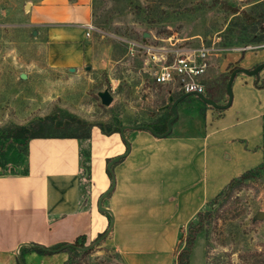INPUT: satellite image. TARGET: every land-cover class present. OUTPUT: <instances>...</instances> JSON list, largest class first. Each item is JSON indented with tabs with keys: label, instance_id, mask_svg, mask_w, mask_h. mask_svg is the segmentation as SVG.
I'll use <instances>...</instances> for the list:
<instances>
[{
	"label": "crops",
	"instance_id": "obj_1",
	"mask_svg": "<svg viewBox=\"0 0 264 264\" xmlns=\"http://www.w3.org/2000/svg\"><path fill=\"white\" fill-rule=\"evenodd\" d=\"M6 13L0 2V22ZM26 18L28 25L45 28L50 67L74 70L92 62L90 36L86 37L91 26L89 0L31 1ZM263 62L264 46L225 52L211 58L201 82ZM149 69L143 56L142 71L160 90L156 111L164 120L183 93L176 82L155 84ZM263 81L264 69L258 84ZM189 97L177 105V120L181 105L194 101L203 106L195 96ZM176 121L162 139L147 131L126 133L129 153L113 166L115 187L102 202L108 212L98 210V201L112 181L106 161L126 151L119 133L106 135L93 126L86 139H28L24 156L0 173V264H67L68 252L43 255L33 246L48 249L79 237L89 244L110 224L107 243L125 264H174L180 230L231 179L264 163V86L238 74L230 107H204L199 131L179 132Z\"/></svg>",
	"mask_w": 264,
	"mask_h": 264
},
{
	"label": "rangeland",
	"instance_id": "obj_2",
	"mask_svg": "<svg viewBox=\"0 0 264 264\" xmlns=\"http://www.w3.org/2000/svg\"><path fill=\"white\" fill-rule=\"evenodd\" d=\"M31 1L40 0H0L7 12L0 22V173L24 156L28 139L78 134L58 128L65 119L101 130L158 120L160 90L145 79L136 46L169 38L193 47L213 44L223 50L218 55L264 46V0H89L93 60L70 72L48 65L45 28L27 23ZM105 90L112 96L108 107L98 98ZM203 111L194 101L181 105L175 128L199 131ZM259 213L264 216V163L197 235L189 264H205L207 252L220 264H264ZM111 248L105 239L86 256L67 251V264H120Z\"/></svg>",
	"mask_w": 264,
	"mask_h": 264
},
{
	"label": "trees",
	"instance_id": "obj_3",
	"mask_svg": "<svg viewBox=\"0 0 264 264\" xmlns=\"http://www.w3.org/2000/svg\"><path fill=\"white\" fill-rule=\"evenodd\" d=\"M231 13L235 14L236 10H232ZM234 69L236 68L230 69L225 74H220L217 78L213 80H209V81L204 80L203 84L205 86L206 98L220 105L226 102L227 100L225 96L226 83H227V80L229 78L231 71ZM255 84L258 85L259 87H262L261 84L260 85L258 84V80L256 79H255ZM196 100L198 99L196 98ZM188 101H190V97H186L182 100V102H188ZM203 106L206 109H212L206 106L205 104H203ZM170 116L171 114L168 111L166 118L164 120L158 119L152 123L145 124V126L149 127L156 134H162L166 131V122L168 118H170ZM91 127H92L91 125L84 123L76 118L65 119L58 128L59 129L73 128V130H75L78 134L68 133V134L61 135V136H36L33 138H59V137L62 138L64 137V138L86 139L89 137ZM119 128L120 127H112L110 130H106L105 128L102 127V131L104 134L108 135L110 133H119ZM128 132H133V131H125L124 135L126 136V133ZM109 161L110 159L106 161V164ZM262 169H263V164L259 167L246 171L245 173H243L242 175L236 178L231 179L229 183L225 186V188L211 202H209L205 206L207 208L208 207L211 208V210L207 212H204V211L198 212L196 216L193 218V220L189 222L186 230L184 229L180 230V235H179L177 244L173 252L174 264H189L190 255H191L197 235L200 234L203 231L205 225L209 221H211L217 209H219L224 204V202L230 200L235 193L240 191L244 183L249 182L252 179H255ZM107 174L112 180L113 174H110L108 172ZM103 234L104 233L99 234L92 242L89 243L88 246H85V243H86L85 238L79 237L72 244H70L72 248L66 249L63 251H66V252L71 251L77 254L78 252L76 248L86 249L85 251H82V254L84 256L89 255L92 252L91 249H88L89 246L93 245L97 240H99ZM64 245L66 244H59V245L53 246L48 249L41 247V246H37V247L35 246L33 247V250L39 254L49 255L51 253H49L46 250L59 249L63 247ZM115 254L117 258L119 259L120 264H125L122 258L120 257V255L117 252H115ZM205 264H220V263L216 257H213L212 255H210V253L207 252L205 256Z\"/></svg>",
	"mask_w": 264,
	"mask_h": 264
},
{
	"label": "built area",
	"instance_id": "obj_4",
	"mask_svg": "<svg viewBox=\"0 0 264 264\" xmlns=\"http://www.w3.org/2000/svg\"><path fill=\"white\" fill-rule=\"evenodd\" d=\"M89 37L92 26H87ZM164 45L136 46L150 63L149 72L157 85H165L176 82L178 89L184 93L205 94V86L201 82L205 75L209 62L213 56L223 50L215 49L213 44L193 47L182 44L178 40L167 39Z\"/></svg>",
	"mask_w": 264,
	"mask_h": 264
},
{
	"label": "water",
	"instance_id": "obj_5",
	"mask_svg": "<svg viewBox=\"0 0 264 264\" xmlns=\"http://www.w3.org/2000/svg\"><path fill=\"white\" fill-rule=\"evenodd\" d=\"M144 37H148L147 34L144 35ZM264 69V62L257 65L255 68L251 69V70H246V69H241V68H236L234 70L231 71L230 75H229V78L227 80V83H226V89H225V92H226V97H227V101L225 104L223 105H220V104H217L215 103L214 101L206 98L205 95H202V94H199V93H184L183 95H181L179 98H177L171 105L170 107V114H171V117L168 119L167 123H166V131L162 134H156L154 133L149 127L147 126H130V125H123L119 128V135L123 141V143L125 144V147H126V151L124 154L122 155H119L113 159H111L107 164H106V171L110 174H112V168L113 166H115L116 164H118L122 159H124L128 153H129V150H130V144H129V141L125 138V135H124V132L125 131H147L149 132L150 134H152L154 137L156 138H159V139H162V138H166L168 137L171 132H172V125L173 123L177 120V117H178V113H177V105L186 97H189V96H195L200 102H202L203 104H205L206 106L212 108V109H215V110H226L230 107L231 105V101H232V84H233V81L235 79V77L238 75V74H241V75H245V76H248V77H254L256 80H259V73ZM70 72L74 71L73 69H70L69 70ZM21 78L24 79L25 76L24 75H21ZM262 86H264V81L262 82ZM98 98L100 100V104L102 106H105V107H108L111 102H112V96L111 94L105 90L101 93L98 94ZM8 166L5 167V171L8 170ZM114 187H115V182H114V178H113V175H112V181H111V185L109 186V188L100 196L99 198V201H98V210L100 212H108V210L103 207L102 205V202L103 200L107 199L111 193L113 192L114 190ZM264 216L263 214L259 213L257 215V218L258 219H262ZM111 231V224L109 225L108 229L104 232V234L102 235V237L97 240L93 245L90 246V248L88 249H91L92 247L94 246H97L101 241L105 240L107 238V236L109 235ZM35 247V246H33ZM37 247V246H36ZM72 248V246L70 244H66L64 245L63 247L59 248V249H55V250H46L48 251L49 253H58V252H61L63 250H66V249H70ZM76 250H79V251H85L86 249H77Z\"/></svg>",
	"mask_w": 264,
	"mask_h": 264
}]
</instances>
